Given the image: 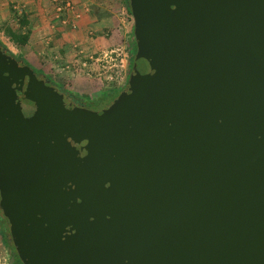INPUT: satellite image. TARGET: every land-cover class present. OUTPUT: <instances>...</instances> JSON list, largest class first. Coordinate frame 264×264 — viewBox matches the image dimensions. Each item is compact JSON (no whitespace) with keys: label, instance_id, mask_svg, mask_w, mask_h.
<instances>
[{"label":"water","instance_id":"1","mask_svg":"<svg viewBox=\"0 0 264 264\" xmlns=\"http://www.w3.org/2000/svg\"><path fill=\"white\" fill-rule=\"evenodd\" d=\"M129 8L133 62L98 110L0 45V209L21 264H264V0Z\"/></svg>","mask_w":264,"mask_h":264},{"label":"crops","instance_id":"2","mask_svg":"<svg viewBox=\"0 0 264 264\" xmlns=\"http://www.w3.org/2000/svg\"><path fill=\"white\" fill-rule=\"evenodd\" d=\"M126 1L0 0V26L29 31L28 41L18 45L0 30L7 40L2 43L41 74L70 84L72 92L84 99L113 96L119 88L116 73L105 75L99 55L120 48L131 36L133 20ZM60 5L62 10L57 11ZM18 14L25 15L26 27L19 28Z\"/></svg>","mask_w":264,"mask_h":264},{"label":"rangeland","instance_id":"3","mask_svg":"<svg viewBox=\"0 0 264 264\" xmlns=\"http://www.w3.org/2000/svg\"><path fill=\"white\" fill-rule=\"evenodd\" d=\"M129 18L130 20L132 19L131 14L128 12ZM133 20V19H132ZM2 41H7L6 38H4L3 34L0 33V42L2 43ZM134 41V36L131 33V36L128 37V39L126 38V40L124 41L123 44L120 45V48H118V53L120 54L117 57L116 61H110L106 58H103V54L99 55L100 60L103 62V66L104 69L106 70V76H108L109 74H113V72H115L116 74L119 75L120 79L119 81H115V83L118 82L117 87H123L127 81L128 75H129V69H130V61L132 59L133 62V52H132V42ZM3 44V43H2ZM4 45V44H3ZM16 57H18L17 55H15ZM113 56H115L113 54ZM121 60V61H120ZM132 64V63H131ZM35 72H39L37 69H34ZM47 77V76H46ZM50 81H53L55 83L56 80L52 79L50 76L47 77ZM58 84V83H57ZM65 84V83H64ZM59 85H63V84H59ZM71 85H63V87L68 90L71 91ZM120 91H118L119 93ZM117 93V94H118ZM113 95V94H112ZM115 96H106L105 98L102 99H96L97 101L91 102L89 104L90 109L92 110H98L100 108H102L103 106H105L106 104H108L109 102H111L112 99H114ZM0 218L2 221V224L4 223V233L2 230V225L0 224V264H8V258H9V245L11 242L10 239V234H9V228L4 220V217L2 215V211L0 209ZM3 219V220H2ZM1 238H5V242H8V246L5 243H2ZM4 240V239H3ZM12 245V244H11Z\"/></svg>","mask_w":264,"mask_h":264},{"label":"trees","instance_id":"4","mask_svg":"<svg viewBox=\"0 0 264 264\" xmlns=\"http://www.w3.org/2000/svg\"><path fill=\"white\" fill-rule=\"evenodd\" d=\"M126 6H127V11L131 14L130 8H129V0L126 1ZM17 16L19 18V28H22L24 26L26 27L27 26V22L25 20V15L24 14H18ZM6 26H8V25H6ZM0 30L3 31L4 34L9 38V40L12 41L15 44L23 45V44H25L28 41V38H29V31H28V29H26L24 32H21L20 29L12 30V29H10V27L4 28V25H3V27L0 26ZM132 35H133V32H132ZM0 45L4 46L1 42H0ZM4 48H6V47L4 46ZM135 50H136V45H135V42L133 41L132 42V52H133V55L135 53ZM9 54L12 55V56H15L11 52H9ZM16 58L18 60H23V58L22 57H19V56L16 57ZM130 62L132 63V59H131ZM131 63H130V68H131V65H132ZM129 71H130V69H129ZM36 73H40V72H36ZM51 83H52V85L58 87L61 91L69 94L72 97L74 103L76 105H78V106H84V107L88 108L89 107V104L91 102H94V101H97L98 100V99L97 100L84 99V98L76 95L75 93L66 90L63 87V85L61 86V85H59V84H57V83H55L53 81H51ZM122 88L123 87L117 88V91H115V93L113 94V96L117 95L118 91H120ZM0 224L2 225V230H3V233H4V231H5V229H4V223L2 224L1 218H0Z\"/></svg>","mask_w":264,"mask_h":264},{"label":"built area","instance_id":"5","mask_svg":"<svg viewBox=\"0 0 264 264\" xmlns=\"http://www.w3.org/2000/svg\"><path fill=\"white\" fill-rule=\"evenodd\" d=\"M66 6H68V7H70V1H67L66 2V4H65ZM62 10V6L60 5L58 8H57V11H61ZM118 49H114L113 51H110V52H106V53H103V58H106L107 57V59L108 60H110V61H116L117 60V57L120 55L119 53H118ZM113 54L115 55V56H113ZM121 61V60H120ZM116 79L119 81V79H120V77H119V75L118 74H116ZM120 82V81H119Z\"/></svg>","mask_w":264,"mask_h":264},{"label":"flooded vegetation","instance_id":"6","mask_svg":"<svg viewBox=\"0 0 264 264\" xmlns=\"http://www.w3.org/2000/svg\"><path fill=\"white\" fill-rule=\"evenodd\" d=\"M90 109V108H89ZM10 243V245L8 244V242H6V245L8 246L9 245V258H8V264H9V261H10V259L11 258H13V262H12V264H21V262H20V260H19V258H18V256H17V254H16V251H15V249H14V247H13V244H12V242H9ZM12 244V245H11Z\"/></svg>","mask_w":264,"mask_h":264}]
</instances>
